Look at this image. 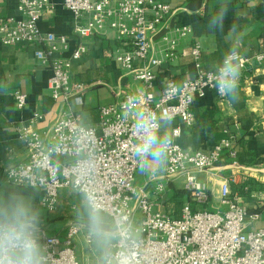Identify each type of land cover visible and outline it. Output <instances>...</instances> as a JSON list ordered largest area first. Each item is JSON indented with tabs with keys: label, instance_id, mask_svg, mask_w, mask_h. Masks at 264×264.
I'll return each mask as SVG.
<instances>
[{
	"label": "built area",
	"instance_id": "2783aa9c",
	"mask_svg": "<svg viewBox=\"0 0 264 264\" xmlns=\"http://www.w3.org/2000/svg\"><path fill=\"white\" fill-rule=\"evenodd\" d=\"M61 7L76 22L87 18L86 25L77 24L75 27V33L82 38L99 36L107 30L114 32L117 41L126 47L115 54L114 61L121 70L143 84L144 90L137 93L141 97V106L173 120L178 119L182 126L175 128L176 147L170 152L162 179L151 191L139 187L136 184L138 165L132 156L131 120L122 118V105L133 94L115 104L100 107L99 123L85 125V95L102 86L103 82L83 83L74 79V63L79 62L86 52L83 46L73 51L69 58L57 56L66 48L65 36L44 32L39 25L43 17L57 11L52 0H19L17 9L22 18L0 19V42L5 47L22 43L38 46L36 60L51 70L48 82L51 97L66 106L47 142L39 132L28 127L18 130L28 157L14 167L32 174L37 182L41 178L48 180L47 191H43L42 197L47 202L41 208L56 213L62 192L80 194L73 183L78 158L74 130L83 127L92 131L94 147L82 149L81 154L91 151L97 160L98 187L105 215L111 219L124 214L139 232L141 256L138 264H264V227L250 230L261 219V213L247 207L239 194L231 190V184L237 182L239 175L252 173L251 167L237 162L229 164L232 173L222 180L218 193L220 206L226 210L194 211L190 202H184L180 218L176 219L164 208L160 209V205L167 202L163 199L169 193L170 183L179 180L190 193L193 204L209 205L212 200L210 190L207 184L198 180V175L216 170L225 160V150L230 152L232 159L236 157L233 139L220 142L210 154L186 150L177 142L183 129L194 126L192 106L197 98L214 91L220 101L227 99L212 87V70L203 67V49L199 42H194L190 49L196 75L179 83L181 92L175 97L164 92L171 83H178L172 78L164 82L158 97L154 93L157 71L182 56L181 42L193 35L192 28L171 25V7L157 0H63ZM263 62L264 54L256 55L254 61L242 56L241 69L247 70L255 63L260 65ZM14 98L17 110H24L27 96L17 91ZM41 119L35 115L30 123L36 124ZM55 144L63 147L60 152L51 153L52 167L37 168V160ZM249 198L264 209V190L251 192ZM44 231L55 257L52 264H79L75 244L80 243L81 236L84 245H91L84 224H69L62 235H50Z\"/></svg>",
	"mask_w": 264,
	"mask_h": 264
},
{
	"label": "crops",
	"instance_id": "0c3cea01",
	"mask_svg": "<svg viewBox=\"0 0 264 264\" xmlns=\"http://www.w3.org/2000/svg\"><path fill=\"white\" fill-rule=\"evenodd\" d=\"M168 4L172 14L169 18L171 25L189 26L193 35L183 40L180 45L182 56L175 62L163 65L158 71L154 83V93L158 97L164 82L172 78L181 83L192 79L196 75V67L190 54L194 42L202 46V62L206 70H212L213 65L222 62L232 40L229 29L233 24L238 26L241 35L242 56L254 61L258 54H264V0H227L229 11L224 22V31H210L208 18L218 10L223 0H157ZM19 0H0V19H21L18 13ZM57 6L53 15L45 16L40 21V28L44 32H51L56 36H65L66 48L62 49L58 57L69 58L73 51L83 46L86 50L82 59L74 63L73 77L83 83L102 81L103 85L90 90L85 95L83 109L84 124L96 126L99 123V108L115 104L126 95L141 93L143 84L134 76L125 73L114 61L115 54L126 49L121 45L114 32L82 38L75 33L77 24L86 25L87 18L76 22L73 16L62 9L63 0H52ZM159 46L158 40L156 43ZM38 46L18 44L12 47L2 46L0 42V85H7V92L0 94V181L4 179V169L9 165H19L27 160L28 152L25 142L20 138L18 130L28 127L39 132L47 142L51 130L66 111L63 103H56L51 97L48 82L51 70L42 66L35 58ZM20 91L27 96V105L19 111L15 105V92ZM194 126L183 129L178 144L192 152L210 154L215 146L228 139L235 140L256 154V164L249 176L239 175L237 182L231 184L235 188L243 184L246 178H251L264 185V62L254 64L247 70L241 69L237 95L235 99L227 98L220 101L216 92L208 91L203 98H197L192 106ZM41 116L36 124L30 120ZM182 126L181 121L174 120V127ZM232 173L229 164L219 165L216 170L208 174L198 175V180L207 184L211 193V205L215 211L224 209L220 206L218 193L222 180ZM163 172L149 176L138 172L136 184L146 190H153L162 179ZM171 186V187H170ZM182 186V181L170 183L172 187ZM72 191L60 194L59 206L69 203ZM43 197V190L37 197V203ZM173 197V195H172ZM173 199V198H172ZM243 203L250 209L261 213V219L250 227L255 230L264 227V209L254 203L249 197H244ZM163 201H171L169 193ZM174 202V201H173ZM44 228L49 227L55 219L56 213H48L42 209ZM59 217V216H58ZM61 217V214H60ZM57 219V218H56Z\"/></svg>",
	"mask_w": 264,
	"mask_h": 264
},
{
	"label": "clouds",
	"instance_id": "9594fccd",
	"mask_svg": "<svg viewBox=\"0 0 264 264\" xmlns=\"http://www.w3.org/2000/svg\"><path fill=\"white\" fill-rule=\"evenodd\" d=\"M229 11L227 0L208 18L210 31H224V22ZM238 26L229 29L232 40L222 62L213 65L210 75L221 97L235 99L242 66V40ZM7 92V85H0V94ZM165 95L175 97L181 92L179 83H171L164 89ZM122 118L131 120L134 138L132 156L141 174L155 176L166 170L169 155L176 147L174 120L162 113L141 106L139 94L127 97L122 105ZM75 161L73 183L81 195V204L87 216V232L95 253V264H138L140 260V235L129 223L127 216L120 214L109 219L104 212L98 187V164L91 151L94 147L91 130L80 127L74 130ZM61 144L51 146L36 167H52L50 155L62 150ZM58 168V165H57ZM48 180L18 170L9 164L0 181V264H52L55 258L47 243L41 205L46 198L37 197L47 191ZM142 264V262H141Z\"/></svg>",
	"mask_w": 264,
	"mask_h": 264
},
{
	"label": "trees",
	"instance_id": "16d2710c",
	"mask_svg": "<svg viewBox=\"0 0 264 264\" xmlns=\"http://www.w3.org/2000/svg\"><path fill=\"white\" fill-rule=\"evenodd\" d=\"M240 145H241L240 148L238 147L239 146L238 144L233 148V151L236 152V157L234 159L230 157V152L228 150H225L224 152L225 160L224 162L220 163V165L237 162L242 166H254L256 164V154L252 150L246 148L245 143L242 144L241 142ZM171 189L174 192L173 197L175 202L173 204L168 205L166 210L170 215H172L176 219H179L181 215V211L184 206L183 200L190 201L191 195L184 188L172 187ZM258 190H264V185L258 183L254 179L246 178L243 181V184L235 188L234 189L235 192L233 191L232 192L238 193L239 196L243 199L244 197H249L251 192ZM58 210L64 214H61V217L57 218L56 220L62 219L64 217H68L69 219L74 220L76 223L84 224L87 226V216L81 204L80 194L76 193V195H72L69 203L61 205V208L59 206ZM66 212H67V216H65ZM108 218L110 219V217ZM90 247L91 250H93L92 244L90 245Z\"/></svg>",
	"mask_w": 264,
	"mask_h": 264
},
{
	"label": "rangeland",
	"instance_id": "374dc122",
	"mask_svg": "<svg viewBox=\"0 0 264 264\" xmlns=\"http://www.w3.org/2000/svg\"><path fill=\"white\" fill-rule=\"evenodd\" d=\"M177 188H182V186H179ZM172 195L174 196V192H171V193L169 192V198L171 199V201H167L164 205L161 204L160 209L162 210L165 209V211H167L166 210L167 206L175 202L174 197H172ZM183 201L190 202V207L194 211H208V212L215 211L214 205H211V204L207 206H203L201 204H193L191 200L190 201L183 200ZM60 214H64V213L59 212L58 215L53 216V218L54 217L60 218ZM65 216H67V212L65 213ZM56 218L50 222L52 225L49 224V227L44 228L46 232L50 235H55V234L62 235L65 233L69 224L76 223L74 220L69 219L68 217H64L58 220H56ZM79 242L80 243L75 244L76 258L79 264H95L96 257H95L94 251L91 250L90 246H87L86 244L84 245L82 236L80 237Z\"/></svg>",
	"mask_w": 264,
	"mask_h": 264
}]
</instances>
